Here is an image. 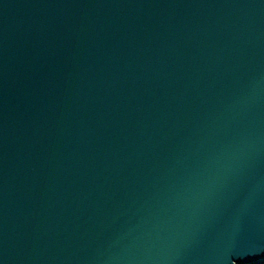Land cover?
Listing matches in <instances>:
<instances>
[{
    "label": "water",
    "instance_id": "1",
    "mask_svg": "<svg viewBox=\"0 0 264 264\" xmlns=\"http://www.w3.org/2000/svg\"><path fill=\"white\" fill-rule=\"evenodd\" d=\"M234 259L264 264V0H0V264Z\"/></svg>",
    "mask_w": 264,
    "mask_h": 264
},
{
    "label": "snow or ice",
    "instance_id": "2",
    "mask_svg": "<svg viewBox=\"0 0 264 264\" xmlns=\"http://www.w3.org/2000/svg\"><path fill=\"white\" fill-rule=\"evenodd\" d=\"M245 257H238L237 259H244ZM237 259L233 260V264H237Z\"/></svg>",
    "mask_w": 264,
    "mask_h": 264
}]
</instances>
